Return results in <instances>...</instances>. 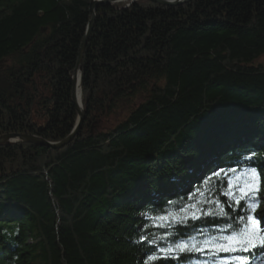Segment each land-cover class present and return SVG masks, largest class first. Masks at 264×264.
<instances>
[{
  "label": "trees",
  "instance_id": "16d2710c",
  "mask_svg": "<svg viewBox=\"0 0 264 264\" xmlns=\"http://www.w3.org/2000/svg\"><path fill=\"white\" fill-rule=\"evenodd\" d=\"M90 1L0 0V135L71 133ZM262 57L264 0L100 5L81 56L78 133L62 148L0 146V264H145L153 245L134 243L141 235L170 244L215 231L218 216H171L217 169L239 171L251 152L264 169Z\"/></svg>",
  "mask_w": 264,
  "mask_h": 264
},
{
  "label": "snow or ice",
  "instance_id": "6c2138e0",
  "mask_svg": "<svg viewBox=\"0 0 264 264\" xmlns=\"http://www.w3.org/2000/svg\"><path fill=\"white\" fill-rule=\"evenodd\" d=\"M255 157L256 153L251 152L238 159L236 163L241 165L239 171L234 167L214 171L205 179V184L209 187L204 192L197 188L195 192L189 193V203L180 208V212L186 213L185 216H161L159 219L164 223L156 225L166 228L170 216L174 224L185 225L189 218L198 220L201 216H218L223 221L221 226L215 231L198 230V236L203 239L190 236L187 240L173 241L170 244L159 240L155 234L152 239L141 235L138 241L133 242L147 241L153 245L152 254L146 257L145 264H155L159 260L190 264L193 255L197 253L204 257L201 264H256L257 258H261L264 264V230L258 227V222L264 221V211L256 212L264 201V192L260 188V176L264 174V169L258 171L260 166H253L256 163ZM217 186L219 196L227 198L225 203L220 201L219 196H205V193L211 192ZM197 193L204 199L196 198ZM204 205L209 207L205 209ZM211 205H215L219 211H214ZM157 242L158 247L155 246ZM220 253H227L228 256L220 257Z\"/></svg>",
  "mask_w": 264,
  "mask_h": 264
},
{
  "label": "water",
  "instance_id": "95a60500",
  "mask_svg": "<svg viewBox=\"0 0 264 264\" xmlns=\"http://www.w3.org/2000/svg\"><path fill=\"white\" fill-rule=\"evenodd\" d=\"M118 1H122V0H91L88 4L89 20L86 25V30H85L84 36L82 38V41L78 49V57H77L76 67L74 70V75L71 78L72 79L71 100L77 110V120H76L75 126L72 129L71 133L65 139H63L60 142H56V143L47 142L35 136L24 135V134H19V133H8V134H4L0 136V146L9 144V143H14V142H27V143H35L41 146H46L49 148L56 149V148H62L74 138V136L78 133L80 125L83 120L82 107L78 106V104L76 103V99H75V94H74L75 78L74 77H75L76 71H78V73L80 72L81 56H82V52H83L86 40L92 30V26H93L94 18H95V10L102 4H113L114 2H118ZM132 1L134 0H130V2ZM145 1L159 4V5H165V6H178V5L186 3L188 0H145ZM78 85H79V78H78Z\"/></svg>",
  "mask_w": 264,
  "mask_h": 264
},
{
  "label": "rangeland",
  "instance_id": "374dc122",
  "mask_svg": "<svg viewBox=\"0 0 264 264\" xmlns=\"http://www.w3.org/2000/svg\"><path fill=\"white\" fill-rule=\"evenodd\" d=\"M122 1H125V0H122ZM122 1H119V2H122ZM118 3V2H117ZM114 4V3H113ZM125 6H127V5H125ZM93 27V26H92ZM86 30V29H85ZM260 61H264V57H262L261 59H260ZM75 70V69H74ZM80 73H81V69H80V72H79V89H80ZM73 75H74V72H73V74H72V76H71V78L73 77ZM72 80V79H71ZM4 84L2 83L1 84V86L2 87H4L3 86ZM80 99H81V94H80ZM81 102V101H80ZM80 106H81V103H80ZM77 120V119H76ZM76 123V122H75ZM75 126V125H74ZM74 128V127H73ZM1 136V135H0ZM15 143V142H14ZM261 211H264V207H260V208H257L256 209V212H261ZM263 224H264V221H260V222H258V227L261 229V230H264V226H263Z\"/></svg>",
  "mask_w": 264,
  "mask_h": 264
},
{
  "label": "bare ground",
  "instance_id": "6f19581e",
  "mask_svg": "<svg viewBox=\"0 0 264 264\" xmlns=\"http://www.w3.org/2000/svg\"><path fill=\"white\" fill-rule=\"evenodd\" d=\"M114 3H117V2H114ZM78 76H79V73L78 71H76V74L74 77L75 78L74 94H75L76 103L78 104V106H80V89L78 86V78H79Z\"/></svg>",
  "mask_w": 264,
  "mask_h": 264
}]
</instances>
